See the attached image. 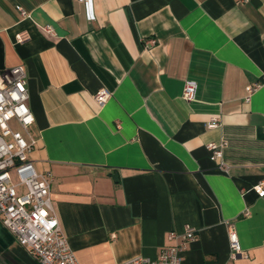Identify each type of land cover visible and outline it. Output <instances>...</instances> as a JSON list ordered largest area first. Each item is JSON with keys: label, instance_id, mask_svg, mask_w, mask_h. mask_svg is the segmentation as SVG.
<instances>
[{"label": "crops", "instance_id": "crops-1", "mask_svg": "<svg viewBox=\"0 0 264 264\" xmlns=\"http://www.w3.org/2000/svg\"><path fill=\"white\" fill-rule=\"evenodd\" d=\"M93 9L89 20L78 0H0V71L26 70L30 157L54 175L53 209L78 261L157 258L168 233L190 225L185 264H264L255 189L264 181V0H93ZM22 31L31 38L20 43ZM187 81L197 85L192 101ZM214 116L221 125L209 128ZM224 141L227 170L207 148ZM230 226L245 257L230 258ZM0 264H41L1 221Z\"/></svg>", "mask_w": 264, "mask_h": 264}, {"label": "built area", "instance_id": "built-area-1", "mask_svg": "<svg viewBox=\"0 0 264 264\" xmlns=\"http://www.w3.org/2000/svg\"><path fill=\"white\" fill-rule=\"evenodd\" d=\"M78 1L85 5L87 18L95 19L93 0ZM17 9L23 17L30 16L23 7L17 6ZM41 30L46 36L58 37L51 24L43 25ZM30 38L28 31L16 35V40L20 43ZM147 43L153 45L156 40L152 38ZM256 88L257 85L247 86L246 100L250 101ZM196 92V83L187 81L183 98L192 101ZM110 96L111 92L102 88L95 98L98 103L104 104ZM29 98L28 75L23 66L0 71V221L41 264H84L76 258L68 236L54 212L51 197L53 173L38 171L30 157L37 138L31 130L35 116L29 106ZM14 120L21 129L12 125ZM220 125L218 116L212 117L207 123L209 128ZM225 145V141L210 142L207 148L211 160L227 170L224 160ZM255 189L260 196H264V181L255 186ZM195 238L196 229L187 225L182 233H168L169 243L161 249L157 258L141 255L118 264H185L183 253ZM229 246L231 259L246 256L239 235L232 226L229 230Z\"/></svg>", "mask_w": 264, "mask_h": 264}]
</instances>
